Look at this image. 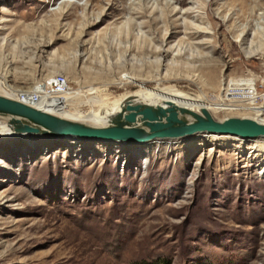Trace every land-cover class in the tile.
Wrapping results in <instances>:
<instances>
[{
  "label": "rangeland",
  "instance_id": "rangeland-1",
  "mask_svg": "<svg viewBox=\"0 0 264 264\" xmlns=\"http://www.w3.org/2000/svg\"><path fill=\"white\" fill-rule=\"evenodd\" d=\"M263 49L264 0H0V95L62 75L80 118L143 88L218 103ZM14 139L0 136V264H264V139Z\"/></svg>",
  "mask_w": 264,
  "mask_h": 264
},
{
  "label": "water",
  "instance_id": "water-1",
  "mask_svg": "<svg viewBox=\"0 0 264 264\" xmlns=\"http://www.w3.org/2000/svg\"><path fill=\"white\" fill-rule=\"evenodd\" d=\"M0 127L18 140L43 138L58 143L73 140L131 147L201 135L264 139V122L252 118L229 117L219 121L205 107L194 111L171 101L147 104L130 97L123 100L109 124L90 126L0 95Z\"/></svg>",
  "mask_w": 264,
  "mask_h": 264
},
{
  "label": "built area",
  "instance_id": "built-area-1",
  "mask_svg": "<svg viewBox=\"0 0 264 264\" xmlns=\"http://www.w3.org/2000/svg\"><path fill=\"white\" fill-rule=\"evenodd\" d=\"M67 89L65 77L53 75L36 83L32 90L12 98L32 107L46 102V107L52 108L53 104L47 101L64 95ZM217 101L224 112L237 113L254 120H264V62L258 73H248L224 83ZM40 109L42 110V107Z\"/></svg>",
  "mask_w": 264,
  "mask_h": 264
},
{
  "label": "bare ground",
  "instance_id": "bare-ground-1",
  "mask_svg": "<svg viewBox=\"0 0 264 264\" xmlns=\"http://www.w3.org/2000/svg\"><path fill=\"white\" fill-rule=\"evenodd\" d=\"M196 2L194 4H196ZM174 14L180 16L181 19L183 18V16L181 15L182 14L181 11L175 12ZM197 33L199 34L202 32L197 30ZM251 47H252V44L248 45V47H246V48L251 49ZM260 50L262 52V49H260ZM260 50L258 52H260ZM258 52L256 50L253 53H258ZM248 53L252 54L251 52H248ZM126 78L127 79L125 82L124 81L121 82L122 85H124V84H136V79L134 77H126ZM6 85H7L6 82L0 81V88H1V86H6ZM32 89H33V87H32ZM9 92L15 93L14 91H12L10 89H9ZM69 94H72V93L66 92L62 96L55 97V98L47 101V102H49V103L51 102L53 104L54 107H52V108L46 107V102L45 103L42 102L40 105L38 104L36 107L38 109H40L42 107L43 111L50 113L52 115H55L57 117L63 118V119L81 122L84 124L87 123V125H90L89 123H92L90 126H93V125L106 126L107 124H109L110 117L120 110L121 103L123 102V100L126 98H129V97L132 98L133 100L140 101V102L147 103V104H158V103H162L164 101H171V102H173L179 106H183V107H187L189 109H193L194 111H197L199 107H205L208 109V111L211 113L212 116L215 115L217 112L222 111V108H221L222 106L219 103H213L211 101L207 102L204 99L199 100V97H192L188 94L177 91L173 87L162 88L159 90H149V89L143 88L142 91L126 95L122 99L121 98L116 99L111 104L103 103V101H97L98 109L93 110L88 116L80 118V117H77V115H72L70 113H67L65 110V107L67 105L65 99H66L67 95H69ZM12 95H14V94H12ZM12 97H14V96H12ZM12 97L10 96V98H12ZM43 105H45V106H43ZM257 121L263 122L264 120H262V121L257 120ZM0 136L7 137V136H9V133L8 132L6 133V131L0 127ZM158 142H160V141H155L153 143L157 144ZM170 143H172V142L170 141ZM148 144L150 145L151 143H148Z\"/></svg>",
  "mask_w": 264,
  "mask_h": 264
},
{
  "label": "trees",
  "instance_id": "trees-1",
  "mask_svg": "<svg viewBox=\"0 0 264 264\" xmlns=\"http://www.w3.org/2000/svg\"><path fill=\"white\" fill-rule=\"evenodd\" d=\"M132 264H169L167 259L141 260Z\"/></svg>",
  "mask_w": 264,
  "mask_h": 264
}]
</instances>
